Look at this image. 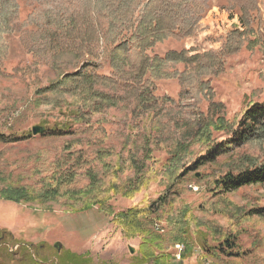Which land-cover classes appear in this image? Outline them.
I'll return each mask as SVG.
<instances>
[{
    "label": "rangeland",
    "instance_id": "374dc122",
    "mask_svg": "<svg viewBox=\"0 0 264 264\" xmlns=\"http://www.w3.org/2000/svg\"><path fill=\"white\" fill-rule=\"evenodd\" d=\"M38 2L17 0L20 24L29 12L37 10ZM242 10L246 13L243 18ZM234 28L243 32L240 51L224 59L220 75L209 78L213 90L211 100L223 106L225 119L231 125L239 120L248 105L264 102V0H207V9L193 35L180 42H164L153 50L159 55L181 50L192 51L190 55L221 52L225 37ZM10 38L11 51L4 74L0 76V134L23 139L0 146V188L38 187L39 178L49 174L50 165L64 159L69 151L93 159L96 151L106 149L111 152L108 160L120 165V160H125L129 151L140 154L144 146L142 132L150 126L152 133L148 147L157 161L149 163L148 167L153 182L135 197L117 196L110 204L115 212H120L155 201L168 187L171 178L180 173L177 167L167 176L161 173L160 164L166 158L165 149L177 142L182 122L193 120L186 119L188 111L182 113L179 109L182 104L164 102L162 112L155 113L158 119L150 125L132 120L126 107L110 108L90 116L89 126L76 123L68 115L69 110L52 107L57 104L56 99L47 100L51 105L36 106L38 90L48 86L59 73H74V68L67 63L54 70L34 67L20 36ZM98 64L97 74L108 77L107 60L102 58ZM103 86L97 88L105 92ZM179 93L180 87L175 80L155 83V95L159 99L177 102ZM67 99L64 101L69 102ZM207 106L208 100L200 99L197 109L205 114ZM34 127L56 133L63 129L68 135L33 136L31 130ZM129 134L135 137L125 140ZM137 134L140 137H136ZM214 138L223 141L227 137L215 134ZM161 139L164 140L161 142ZM68 147L70 150L67 151ZM190 149L183 160L186 166L182 171L203 156L206 148L192 144ZM262 161L264 144H248L175 180L176 195L170 197V203L166 211L159 214V219H154L153 229L160 235H168L175 228L170 216L177 214L179 217L185 211L193 214L200 227H190V241L168 247L172 260L162 264H264V186H248L233 193L217 194L212 185L228 171L235 174ZM124 164L127 170L121 180L133 175L130 165ZM156 170L158 175L154 176ZM80 180L79 186L86 184L84 179ZM254 210H262V216L255 215ZM225 240L230 247L226 246ZM139 243L134 236L125 237L121 228L97 208L73 214L60 202L37 205L0 199L1 264H24L28 256L33 264H141ZM55 244H59V250L54 248ZM175 246L181 248L180 261L175 259Z\"/></svg>",
    "mask_w": 264,
    "mask_h": 264
},
{
    "label": "trees",
    "instance_id": "16d2710c",
    "mask_svg": "<svg viewBox=\"0 0 264 264\" xmlns=\"http://www.w3.org/2000/svg\"><path fill=\"white\" fill-rule=\"evenodd\" d=\"M38 1L37 10L29 12L20 24L17 0H0V76L4 74L11 51L8 40L14 35L20 36L34 67L54 70L67 63L74 68V73H59L48 86L38 90L37 107L51 105L47 103L49 98L56 99L53 108L69 110L68 115L76 123L86 126L92 115L110 108L126 107L132 120L150 125L158 119L155 113L162 112V105L167 101L173 105L181 103L182 113L189 112L188 118L183 117L193 120L182 122L177 142L165 149L161 173L169 176L177 167L180 173L171 178L168 187L153 202L120 212H115L110 204L117 196L135 197L153 182L148 167L149 163L157 161L148 147L152 133L150 126L142 132L144 146L140 154L129 151L132 154L128 153L125 160H120V165L108 160L111 152L106 149L96 151L93 159L69 151L64 159L50 165L49 174L39 178L38 187L6 186L0 188V199L37 205L60 202L73 214L97 208L121 228L125 237L134 236L139 240L141 264L171 261L168 247L190 241V227H200L193 214L185 211L179 217L177 214L170 216L175 228L168 235H160L153 229L154 219H159V214L166 211L170 197L176 195L175 180L233 150L248 144H264V102L248 105L239 120L231 125L225 119L223 106L211 100L213 90L209 78L220 75L224 59L240 51L243 32L232 29L225 37L221 52L190 55L192 51L181 50L159 55L153 52L158 45L167 41L180 42L193 35L207 9V0ZM55 2L58 3L53 5ZM245 16L242 10L241 17ZM102 58L108 62V77L97 74L98 61ZM168 80L177 81L180 87L177 102L155 95V83ZM102 84L106 93L97 88ZM200 99L208 100L205 114L197 109ZM215 134L227 138L218 141ZM39 135L61 137L68 134L58 129L57 133L41 131ZM134 137L129 134L125 140ZM136 137H140L139 134ZM21 139L0 134V146ZM192 144L206 148L205 153L182 171L186 166L183 160ZM124 162L130 165L133 175L121 180L127 170ZM157 175L156 170L154 176ZM80 178L86 181L85 185H78ZM212 185L217 194L233 193L248 186H264V161L235 174L228 171ZM253 212L261 215L262 210ZM224 243L230 247L226 240ZM26 259L24 264L34 263L30 256Z\"/></svg>",
    "mask_w": 264,
    "mask_h": 264
},
{
    "label": "water",
    "instance_id": "95a60500",
    "mask_svg": "<svg viewBox=\"0 0 264 264\" xmlns=\"http://www.w3.org/2000/svg\"><path fill=\"white\" fill-rule=\"evenodd\" d=\"M31 132H32L33 136H37V135H39L41 133V129L38 128V127H34V128H32ZM59 247H60L59 244H55V246H54V248H56L57 250H59ZM129 252L131 254H133V250L132 249H129Z\"/></svg>",
    "mask_w": 264,
    "mask_h": 264
},
{
    "label": "built area",
    "instance_id": "2783aa9c",
    "mask_svg": "<svg viewBox=\"0 0 264 264\" xmlns=\"http://www.w3.org/2000/svg\"><path fill=\"white\" fill-rule=\"evenodd\" d=\"M156 225V224H154ZM156 228H158L157 226H155ZM175 251H176V254L174 255L175 256V259L177 261H180L181 260V254H182V251H181V248L179 246H175Z\"/></svg>",
    "mask_w": 264,
    "mask_h": 264
}]
</instances>
